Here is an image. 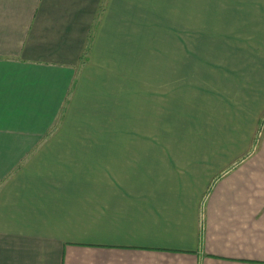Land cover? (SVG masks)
<instances>
[{
    "label": "crops",
    "instance_id": "crops-1",
    "mask_svg": "<svg viewBox=\"0 0 264 264\" xmlns=\"http://www.w3.org/2000/svg\"><path fill=\"white\" fill-rule=\"evenodd\" d=\"M241 34L264 0H0V264H264Z\"/></svg>",
    "mask_w": 264,
    "mask_h": 264
},
{
    "label": "rangeland",
    "instance_id": "rangeland-1",
    "mask_svg": "<svg viewBox=\"0 0 264 264\" xmlns=\"http://www.w3.org/2000/svg\"><path fill=\"white\" fill-rule=\"evenodd\" d=\"M256 35H240L239 38L237 39V42L233 44H225L221 46V51L224 52L225 51H236L239 50L241 52H250V50H262V48H264V41H261L259 43L258 40L255 39ZM203 42V41H202ZM204 43V42H203ZM235 47V48H234ZM218 51V46L217 45H213V46H204L201 49V54L203 57H205L204 53H213V52H217ZM205 59V58H203ZM189 65H187L186 67H188ZM192 66V65H190ZM189 66V67H190ZM201 71H206V66L205 63H202V65L200 66ZM187 86L190 89V91L192 90L193 87V80H187Z\"/></svg>",
    "mask_w": 264,
    "mask_h": 264
}]
</instances>
